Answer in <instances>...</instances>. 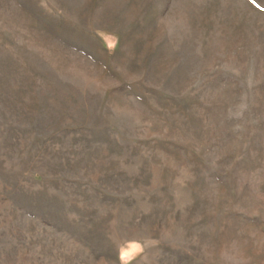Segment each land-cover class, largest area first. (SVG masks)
I'll return each mask as SVG.
<instances>
[{
	"label": "rangeland",
	"instance_id": "374dc122",
	"mask_svg": "<svg viewBox=\"0 0 264 264\" xmlns=\"http://www.w3.org/2000/svg\"><path fill=\"white\" fill-rule=\"evenodd\" d=\"M0 264H264V0H0Z\"/></svg>",
	"mask_w": 264,
	"mask_h": 264
}]
</instances>
